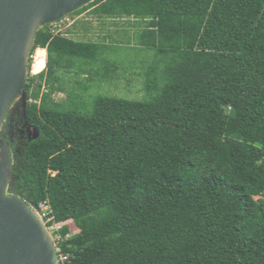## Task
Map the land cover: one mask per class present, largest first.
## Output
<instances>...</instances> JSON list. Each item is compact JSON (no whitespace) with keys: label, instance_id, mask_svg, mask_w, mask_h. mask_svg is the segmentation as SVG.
I'll return each instance as SVG.
<instances>
[{"label":"trees","instance_id":"trees-1","mask_svg":"<svg viewBox=\"0 0 264 264\" xmlns=\"http://www.w3.org/2000/svg\"><path fill=\"white\" fill-rule=\"evenodd\" d=\"M83 13L96 41L68 37L88 35L81 21L36 33L37 136L12 172L60 226L63 264H264V0H95L69 16ZM120 20L132 34L101 32ZM112 42L153 59L120 66ZM132 74L143 99L100 92Z\"/></svg>","mask_w":264,"mask_h":264},{"label":"water","instance_id":"water-1","mask_svg":"<svg viewBox=\"0 0 264 264\" xmlns=\"http://www.w3.org/2000/svg\"><path fill=\"white\" fill-rule=\"evenodd\" d=\"M93 1L0 0V116L15 96H21L25 106L24 72L38 30ZM36 136L34 130L32 139ZM0 158L1 192L11 169L9 152L2 140ZM0 264H59L51 236L20 201L0 200Z\"/></svg>","mask_w":264,"mask_h":264},{"label":"rangeland","instance_id":"rangeland-1","mask_svg":"<svg viewBox=\"0 0 264 264\" xmlns=\"http://www.w3.org/2000/svg\"><path fill=\"white\" fill-rule=\"evenodd\" d=\"M75 21H81L85 23H89V28H88V35L85 36V38H79L81 35L78 37L76 36H68L65 31L70 27V25L75 22ZM112 23L111 21H106L105 22V28L102 29V33L106 34L107 31L112 32L115 30H122L125 29L127 30L128 34H132L133 30H128L126 28L125 20H120L117 21L118 26H112V25H107ZM99 21L94 19L93 17L89 16L88 13H83L80 16H74L70 17H64L62 20L55 22L54 24L51 25L52 29L55 31V33H60L65 36L70 37L71 39L75 40H83V41H96L100 37V32H99ZM102 34V35H103ZM110 46V50L108 53H106V56L110 58L111 60L117 61L120 63V66L124 67H129L130 64L132 63H140L142 64L143 62H148L151 59H153V54L149 51L141 52L140 49H131L134 45H128L127 43H121V44H115L114 42L112 43H107ZM35 56L37 59L38 56V51H34L30 57L31 62L29 63L27 67V74L28 75H34L32 74V66L35 60ZM45 63V62H44ZM43 63V64H44ZM133 65V64H132ZM135 74L139 72V70H134L133 71ZM26 75V76H28ZM131 78L128 77L130 80V83L126 80L120 79L115 82H113L110 85H104L102 89L100 90L101 93H108V95L118 97L124 100H140L143 99L144 97V90H142V85H143V76H138L132 74L129 75ZM142 90V91H141ZM142 95V96H141ZM53 98L57 100H62L64 99V94H54ZM9 109V108H8ZM5 122H3L1 129H0V134L1 138L0 140H5V146L7 147V150L9 152V157L11 159V169H10V177L8 178V187L6 188L5 193L10 196H15L18 198L22 199V190L18 185H16V178L12 175V172L16 170V167L18 166V158L22 154V150L26 144V142L30 138V130L26 125L25 122V115H24V104L22 102L21 96L17 98L16 102H13L11 104L10 110L7 112L6 117H5ZM26 203L27 201L24 200ZM43 209L41 208L39 213ZM44 211V210H43ZM47 212V211H45ZM36 214V213H35ZM38 216V215H37ZM39 217V216H38ZM40 218V217H39ZM47 218V217H46ZM43 222V220L41 219ZM49 222H51L49 220ZM44 227L48 231L49 235L51 236L52 242L54 247L56 246V240H57V227L51 223L50 225L45 226L43 222ZM68 226L70 229H72V233L75 232L74 227L76 226L73 222L68 223ZM55 250H57V247H55Z\"/></svg>","mask_w":264,"mask_h":264},{"label":"bare ground","instance_id":"bare-ground-1","mask_svg":"<svg viewBox=\"0 0 264 264\" xmlns=\"http://www.w3.org/2000/svg\"><path fill=\"white\" fill-rule=\"evenodd\" d=\"M38 51V56H37V59L36 61L33 63V66H32V74H35L38 70H40L42 64L45 62V58H46V53L45 51H41V50H37ZM25 71V70H24ZM26 75H27V72H24ZM17 98L18 96H15L13 97L9 102H8V105L6 106V108L4 109V112L2 113V115L0 116V129H1V126L4 122V119H5V114L7 113L8 111V108L9 106H11V104L13 102H16L17 101ZM1 158H0V162H1ZM9 164V162H8ZM9 178V176H8ZM8 178L6 179V182L4 184V186L2 187V190L0 192V200L3 201V202H7L9 200H16V201H20L22 202L24 205H26L29 210L31 209L23 200H21L20 198L18 197H15V196H10V195H7L5 193L6 191V188L8 187ZM33 214L35 215L36 219L38 220L39 224L41 225V227L43 228V230L45 231V233L48 235V237L50 236L48 231L46 230V228L44 227L43 225V222L41 221V219L34 213V211L32 210Z\"/></svg>","mask_w":264,"mask_h":264},{"label":"clouds","instance_id":"clouds-1","mask_svg":"<svg viewBox=\"0 0 264 264\" xmlns=\"http://www.w3.org/2000/svg\"><path fill=\"white\" fill-rule=\"evenodd\" d=\"M58 22V21H57ZM52 24H50V26H51ZM47 26H49V25H47ZM34 48V47H33ZM33 48H32V50H33ZM31 50V51H32ZM36 50H41V51H45L44 49H36ZM35 50V51H36ZM45 53H46V51H45ZM30 57H31V53H30V55H29V57H28V61H27V67H28V65H29V60H30ZM45 62H46V58H45ZM44 71V70H43ZM42 71V72H43ZM28 73V72H27ZM28 75V74H27ZM29 76V75H28ZM28 76H26V79H27V77ZM25 102H26V99H25ZM24 102V103H25ZM25 107V106H24ZM4 122H5V120H4ZM26 125H27V123H26ZM27 127L29 128V130H30V133H31V135H30V138L29 139H31L32 138V136H33V134H34V130L35 129H31L28 125H27ZM0 138H1V135H0ZM2 141H3V143L4 144H6L5 143V140H3L2 139ZM23 200V199H22ZM24 201V200H23ZM25 202V201H24ZM26 203V202H25ZM30 208H31V210H33L34 211V213H36V215H37V212H39L40 211V209H41V206H45V208H46V211L47 212H45L47 215H46V217H44V218H42V217H40L39 215V217H40V219H42L43 220V222H44V224H45V226H47V225H49V224H51L52 222H53V218H51V217H48V215H49V213H50V211H49V209H48V206L47 205H40L38 208H35L34 206H32L31 204H29L28 202L26 203ZM49 220L51 221V222H49ZM56 227H57V229H59L60 228V226H58V225H56V224H54ZM58 231V230H57ZM55 247H57V245L55 246ZM56 251V254H57V258H58V262H59V256H62V255H59L58 254V252H59V249L57 248V250H55ZM66 257V256H65ZM59 264H61L60 262H59Z\"/></svg>","mask_w":264,"mask_h":264},{"label":"built area","instance_id":"built-area-1","mask_svg":"<svg viewBox=\"0 0 264 264\" xmlns=\"http://www.w3.org/2000/svg\"><path fill=\"white\" fill-rule=\"evenodd\" d=\"M41 208L44 210H42L40 213L39 212H37V215H39L40 217H42V218H44V217H46V213H45V211H46V208H45V206H41ZM66 259H67V257H65V256H59V262L61 263V264H63V262L64 261H66Z\"/></svg>","mask_w":264,"mask_h":264}]
</instances>
